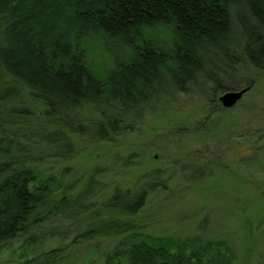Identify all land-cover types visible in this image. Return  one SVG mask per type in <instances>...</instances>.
<instances>
[{
    "label": "trees",
    "instance_id": "1",
    "mask_svg": "<svg viewBox=\"0 0 264 264\" xmlns=\"http://www.w3.org/2000/svg\"><path fill=\"white\" fill-rule=\"evenodd\" d=\"M239 22L248 44L240 41ZM157 25L174 30L166 47L142 34ZM90 33L120 39L133 51L103 79L79 44ZM245 63L250 77L240 80ZM262 78L264 0H0V244L76 212L87 223L81 237L127 234L108 264H229L225 241L157 237L117 220L135 216L160 182L114 187L94 212L83 203L101 190L99 170L71 194L73 184H63L67 168L56 174L41 165L72 159L80 140L113 141L133 131L165 98L170 103L191 92L216 108L223 92ZM20 84L41 110L24 103Z\"/></svg>",
    "mask_w": 264,
    "mask_h": 264
},
{
    "label": "rangeland",
    "instance_id": "2",
    "mask_svg": "<svg viewBox=\"0 0 264 264\" xmlns=\"http://www.w3.org/2000/svg\"><path fill=\"white\" fill-rule=\"evenodd\" d=\"M239 33L241 43H250L243 22ZM142 34L164 47L176 36L171 26L163 25ZM79 44L100 79L116 60L133 52L120 39L107 40L100 33L86 35ZM249 68L245 63L240 80L250 77ZM19 94L25 104L43 108L22 84ZM207 102L191 92L177 94L170 103L165 98L133 131L113 141L80 140L72 159L47 160L41 166L56 174L67 168L63 184H73L71 194L99 170L95 186L101 190L83 203L94 212L114 187L133 190L137 183L148 187L151 181L160 182L163 186L149 189L135 216L117 220L132 221L137 231L157 237L225 241L229 264H264V78L230 107L219 101L211 108ZM92 202L97 206H90ZM83 217L59 214L1 243L0 264H108L106 256L127 234L81 237L87 229Z\"/></svg>",
    "mask_w": 264,
    "mask_h": 264
},
{
    "label": "water",
    "instance_id": "3",
    "mask_svg": "<svg viewBox=\"0 0 264 264\" xmlns=\"http://www.w3.org/2000/svg\"><path fill=\"white\" fill-rule=\"evenodd\" d=\"M248 89V87H243L235 90H228L223 92L218 96V100L224 107H230L234 105L242 94Z\"/></svg>",
    "mask_w": 264,
    "mask_h": 264
}]
</instances>
